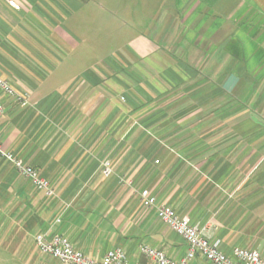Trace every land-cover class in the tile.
<instances>
[{"label": "crops", "instance_id": "1", "mask_svg": "<svg viewBox=\"0 0 264 264\" xmlns=\"http://www.w3.org/2000/svg\"><path fill=\"white\" fill-rule=\"evenodd\" d=\"M12 1L0 74L29 106L0 91V143L56 194L0 157L1 264H61L39 234L96 261L147 264V245L183 259L142 190L225 254L264 251V0Z\"/></svg>", "mask_w": 264, "mask_h": 264}, {"label": "built area", "instance_id": "2", "mask_svg": "<svg viewBox=\"0 0 264 264\" xmlns=\"http://www.w3.org/2000/svg\"><path fill=\"white\" fill-rule=\"evenodd\" d=\"M8 3L16 10L21 8L19 4L12 0H8ZM0 91L12 97L22 108L29 106L28 97L18 93L1 74ZM3 110V106L0 104V115ZM0 157L13 165L24 178L31 182L37 191L45 193L48 197L55 196V189L49 180L43 178L36 168L27 164L12 152L5 150L1 143ZM113 172L112 163L105 161L102 164V174L109 177ZM140 201L142 204L154 208L158 219L182 237L188 246V252L181 260H173L165 252L152 246H142L140 253L148 258L149 262L147 264H188L197 257L203 258L209 264H264V251L262 252L258 248H236L232 255L225 254L222 250L221 240L209 239L200 224H193L187 216L181 215L173 207L158 203L149 190L141 191ZM36 243L42 253L51 256L61 264H130L125 251L121 248L109 251L101 260L96 261L74 248L66 238L61 236H54L48 240L45 236L39 234L36 236Z\"/></svg>", "mask_w": 264, "mask_h": 264}, {"label": "rangeland", "instance_id": "3", "mask_svg": "<svg viewBox=\"0 0 264 264\" xmlns=\"http://www.w3.org/2000/svg\"><path fill=\"white\" fill-rule=\"evenodd\" d=\"M1 264V263H0Z\"/></svg>", "mask_w": 264, "mask_h": 264}]
</instances>
